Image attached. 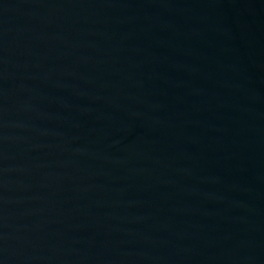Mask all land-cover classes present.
<instances>
[{
	"label": "water",
	"instance_id": "obj_1",
	"mask_svg": "<svg viewBox=\"0 0 264 264\" xmlns=\"http://www.w3.org/2000/svg\"><path fill=\"white\" fill-rule=\"evenodd\" d=\"M0 264H264V0H0Z\"/></svg>",
	"mask_w": 264,
	"mask_h": 264
}]
</instances>
